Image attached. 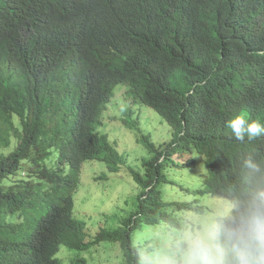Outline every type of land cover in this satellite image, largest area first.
<instances>
[{
  "label": "trees",
  "instance_id": "obj_1",
  "mask_svg": "<svg viewBox=\"0 0 264 264\" xmlns=\"http://www.w3.org/2000/svg\"><path fill=\"white\" fill-rule=\"evenodd\" d=\"M52 3L0 0V264H63V250L87 264L82 252L105 241L121 264H186L208 246L214 264H264V174L237 169L264 139L240 143L226 127L238 113L264 123V23L249 35L240 23L264 22V0ZM119 84L171 128L159 144L139 136L138 168L99 131ZM87 160L125 166L132 184L94 234L74 215Z\"/></svg>",
  "mask_w": 264,
  "mask_h": 264
},
{
  "label": "rangeland",
  "instance_id": "obj_2",
  "mask_svg": "<svg viewBox=\"0 0 264 264\" xmlns=\"http://www.w3.org/2000/svg\"><path fill=\"white\" fill-rule=\"evenodd\" d=\"M126 87L119 84L114 87L112 102L102 114V125L99 128L101 133L108 136L113 146L126 157V165L138 168L143 157L147 153L137 143V131L125 127L122 119L130 112L133 120L144 134H150L155 144L162 143L170 133L169 125L153 109L145 106L132 107L127 103ZM174 159L184 161L187 155L174 154ZM127 169L122 166L120 172L109 173L106 163L99 160H87L82 166L79 187L74 195V215L86 222L89 231L94 234L100 226H106L108 215L120 210L125 198L131 193V179L127 175ZM107 179H98L102 174ZM171 232H168L170 234ZM199 233V232H198ZM200 238L205 240V232H200ZM144 236V235H143ZM204 242V241H203ZM63 247V246H62ZM199 247L196 250L188 251L181 257L186 264H214L220 255L213 247ZM203 250V251H202ZM87 264H121L122 251L118 243L101 242L90 251L81 254ZM75 256L73 252L63 250L61 258L63 264H71ZM196 258V259H195ZM181 259H164L161 256V264H178Z\"/></svg>",
  "mask_w": 264,
  "mask_h": 264
},
{
  "label": "clouds",
  "instance_id": "obj_3",
  "mask_svg": "<svg viewBox=\"0 0 264 264\" xmlns=\"http://www.w3.org/2000/svg\"><path fill=\"white\" fill-rule=\"evenodd\" d=\"M25 1H26V4L31 5L32 3H34L35 0H25ZM38 1L40 2L42 6L53 10L52 0H38ZM84 1H87V0H84ZM19 12L20 10H17L13 17V19L16 21L21 20V15ZM87 12H88V7H85L82 11L79 12L77 20H76L77 28L81 26L84 18L87 15ZM240 23H244V27H241L242 33L245 35H249V34L260 32L263 28L264 22L262 18H257L255 20L251 19L248 21L240 20ZM126 102L131 104L128 100ZM131 105L132 107H135V106H140L143 104H131ZM128 118L131 121H134L137 128H139L138 125L136 124L138 122V119L133 120L130 116V112H127L126 117L122 119V122L124 123L125 127H127V125L124 122V120ZM226 127L231 130V136L237 142H240V143L252 144L253 142L257 140L264 139V123H262L260 120H257V119H249L247 115L243 113H238L234 115L231 119H229ZM137 134L138 135H137L136 140H137V143L140 144L138 140L139 136L142 134L140 128H139V131L137 130ZM180 155H183V156L187 155L186 160L190 157V155L187 153L180 154ZM180 162H185V160L180 161ZM237 169L238 171L245 172V173L264 174V153H261L255 149L241 153L237 161ZM193 182H196V181H193ZM261 195L264 196V193H261Z\"/></svg>",
  "mask_w": 264,
  "mask_h": 264
},
{
  "label": "bare ground",
  "instance_id": "obj_4",
  "mask_svg": "<svg viewBox=\"0 0 264 264\" xmlns=\"http://www.w3.org/2000/svg\"><path fill=\"white\" fill-rule=\"evenodd\" d=\"M12 35V34H11ZM77 100V99H76ZM79 100V99H78ZM75 106V105H74Z\"/></svg>",
  "mask_w": 264,
  "mask_h": 264
}]
</instances>
